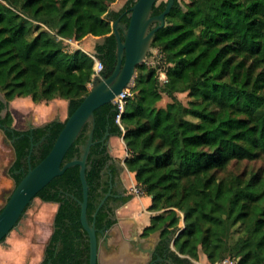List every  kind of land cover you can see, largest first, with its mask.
I'll return each instance as SVG.
<instances>
[{"label": "trees", "instance_id": "trees-1", "mask_svg": "<svg viewBox=\"0 0 264 264\" xmlns=\"http://www.w3.org/2000/svg\"><path fill=\"white\" fill-rule=\"evenodd\" d=\"M116 1L0 0V92L8 103L18 97L68 101L64 121L55 119L34 132L35 143L44 141L38 155L31 156L33 166L49 154L93 80V58L82 49L68 50L66 40L102 37L93 52L104 63L106 76L113 71L117 62L114 22L119 19L128 26L130 8L137 0H128L119 11L111 9ZM166 5L167 1L159 2L153 15ZM166 21L154 47L170 65L168 82L162 88L157 68L138 66L141 71L122 118L130 154L125 163L152 196L151 209L184 212L185 228L175 239L180 254L198 258L202 245L212 259L213 235L227 222L240 223L246 238L236 253L238 264H264V171L227 173L232 161L264 154V0L184 4L176 0ZM183 92L193 98L189 105L176 98ZM164 93L173 101L158 106ZM115 116L112 104L95 111L97 143L91 148L86 172L90 221L108 159L100 141L108 127L123 135ZM8 117L11 121L10 112ZM89 128L90 124L84 127L64 163L81 154ZM30 145L26 138L18 148L16 169ZM23 175H16L18 183ZM37 197L59 204L51 241H60L62 248L49 264H72L68 258L76 249L74 227L81 225L80 167L68 168ZM102 219L99 213V225ZM178 221L177 210H168L153 216L144 234L155 233L167 223L177 226ZM174 256L180 263L192 264L188 257L176 252Z\"/></svg>", "mask_w": 264, "mask_h": 264}, {"label": "water", "instance_id": "water-1", "mask_svg": "<svg viewBox=\"0 0 264 264\" xmlns=\"http://www.w3.org/2000/svg\"><path fill=\"white\" fill-rule=\"evenodd\" d=\"M159 2L160 0H137L130 8L128 26L119 19L114 22L117 62L113 71L106 76L105 68L100 76L93 78L89 93L84 96L79 107L67 119L49 154L35 166L30 165L21 181L10 193L4 208L0 212V243L13 229H18L21 219L26 215L27 208L33 205L35 198L42 189L54 178L63 175L68 168L79 166L83 189V200L79 202L81 224L90 238V264H98L99 244L95 220L91 224L88 218L89 184L86 177L91 148L96 144L94 141L95 111L106 104L113 105L116 97L125 88L132 85L137 75L138 66L153 60L152 54L155 53L156 49L154 42L157 32L167 26V15L175 6L176 0H168L164 11L158 15H153L154 7ZM87 124H90V128L85 143L81 145V154L64 163L68 150ZM109 136L111 135L107 131L102 141L105 142ZM30 158L31 156H29ZM99 208L100 206L97 211ZM166 227L168 224L160 231ZM103 245L107 246L108 241L106 240Z\"/></svg>", "mask_w": 264, "mask_h": 264}, {"label": "flooded vegetation", "instance_id": "flooded-vegetation-1", "mask_svg": "<svg viewBox=\"0 0 264 264\" xmlns=\"http://www.w3.org/2000/svg\"><path fill=\"white\" fill-rule=\"evenodd\" d=\"M9 112L12 114L10 103L7 102L5 95L0 93V212L4 208L10 193L18 184L16 175L20 173L25 174L30 165L33 166L32 159H29V156L38 155L40 144L44 141V138L38 143L33 141L34 132L40 126L36 127L27 122L26 128H17L14 125V121L9 120ZM107 131H109V127ZM109 133L111 136L105 142L102 141L104 137L100 141L102 144L100 150L104 151V155L108 156V159L101 172L100 185L95 199L96 210L92 215L93 220H89L91 224L95 220L96 236L99 244L98 264H184L180 263L174 256V252H176L173 248L177 232L176 228L169 227L168 225V227L159 232L156 240L152 239L154 233L145 235L143 230L140 235H137L138 238L134 240L133 236L135 232L133 229H130L129 236L127 237L118 225L120 222L119 211L131 200V197L122 175L123 166L113 159L110 151V138L118 134L110 131ZM26 138L31 140L30 147L25 149L29 151V154L21 159L22 165L19 169H16L19 159L18 148ZM99 206L100 208L97 211ZM29 208L30 206L26 210L25 217L21 219L18 229L12 230L16 231L19 235L24 234V230L26 229L22 220L27 217ZM99 213L103 217L102 225L97 223ZM74 229L76 230V249L73 257L68 258V261L72 264H90L91 247L89 235L82 224L74 227ZM54 231L53 219V226L45 240L41 255L38 258H35V256L26 258L28 264H31V259H37L36 264H49L53 258L57 257L62 244L60 241H51ZM6 238L0 244H4ZM106 240L108 241V245L104 246L103 243ZM124 245H129L131 250L129 252L123 251L121 247ZM53 248L54 253L51 256L50 251ZM121 250L122 252H120ZM178 255L183 257L179 253Z\"/></svg>", "mask_w": 264, "mask_h": 264}, {"label": "rangeland", "instance_id": "rangeland-1", "mask_svg": "<svg viewBox=\"0 0 264 264\" xmlns=\"http://www.w3.org/2000/svg\"><path fill=\"white\" fill-rule=\"evenodd\" d=\"M118 1L119 0H117L116 2ZM161 1H168V0H160V2ZM179 1L182 4H184L185 2H188V0H179ZM116 2L111 4V9H113L112 6ZM88 37L90 39L92 36H81L80 38L76 40L73 39L74 43L73 44L66 43V48L70 51H73L76 49H82L87 52H93L95 49H89L88 46H86V43H88L89 41L87 40ZM155 48L158 50L157 52V50L155 49L154 51L155 53L152 54L153 60L155 58V62L146 61L144 62V64L147 66V69L157 68V76L159 77L160 75L158 74V69L164 66V68L166 67V70L168 71V67L170 65L165 62V55L159 50V48L157 47ZM140 71L137 68L136 78ZM135 80L130 86L132 89L135 85ZM160 84H161V87L164 88V86L166 85V82L164 81L162 82L160 80ZM90 86L91 84L89 85V88ZM0 93L4 95L3 92H0ZM176 98L179 99L185 105H189L190 101L193 100V98L189 96L188 92L177 93ZM172 101L173 99L164 93L163 99L158 103V106H166L168 103ZM27 102L29 104L32 103L34 106L36 105L37 106H50L56 112V116L54 117L55 119L67 117L68 115V101L67 100L57 98V99L50 100V101L43 100V99H37L35 101L31 97H18L10 102V108L13 107L16 110V112L19 113L20 122L21 123L24 122V124H21L23 128L27 127L26 124L27 122H29L28 118H31V116L29 115V117L23 119L24 116H28L27 115L28 109L31 110L30 108H27V105H25V103ZM12 120L14 121L13 116H12ZM123 135H120L121 141L118 143L119 144L118 153L123 155L126 160V158L130 156V154L128 152L127 145H126L125 139L123 138L124 137ZM246 170L248 172L250 171L258 172L261 170L264 171V154H261L259 157L253 160H242L240 162L232 161L231 164L228 166L227 173L240 174ZM130 172L131 171L129 170L128 174H130ZM130 181L131 182L128 181V183H130L128 184L129 186L127 185L128 193L131 197L130 198L131 203L129 207L127 208V211H128L127 213L129 214V216L132 215L133 213L141 211L142 218L144 220H147L150 224L153 216L166 213L168 210H171V209H176L178 212L179 221H178L177 226H173V227L174 228L177 227L179 229L177 230L176 228V231H177L176 237H177L179 233L185 228L184 212L181 209H177V208H166V209H162L159 211L151 209L150 206L152 204V196H150L146 192L144 186H142L136 181V179L134 178V174H133V179H130ZM134 189H137L138 192H140L141 194L136 193ZM32 207L33 205H31L30 208L28 209L27 217L22 220L26 228L24 230V234L19 235L16 231H12L7 236L5 243L0 244V264H26V258L23 255L22 248L29 246L26 243L27 239L32 241L33 249L31 252L32 253L31 256L34 255L35 258H38V256L41 255V251L45 244V240L48 236L49 231L51 230L53 226V220L52 219H47V220L39 219L38 217L39 212L37 210L33 212ZM241 228H242V225L240 223H238L235 226H231V224L227 222L221 227V229L217 233L213 235L211 242H212V250H213L214 257L212 259L209 258L208 254L205 252L204 247L202 245H200L199 247V257L198 258H192L188 255L180 254L177 251L175 244L173 248L180 255L188 257L191 260L192 264H216L227 258L237 259L236 253L243 247V243L246 238L245 233L242 232L243 229ZM159 232L160 230L156 231L153 235H158Z\"/></svg>", "mask_w": 264, "mask_h": 264}, {"label": "crops", "instance_id": "crops-1", "mask_svg": "<svg viewBox=\"0 0 264 264\" xmlns=\"http://www.w3.org/2000/svg\"><path fill=\"white\" fill-rule=\"evenodd\" d=\"M126 1H128V0H119L118 2L113 4V6H112L113 9L116 11H119L124 6ZM87 40H89V41H88V43H86V46H88L89 49H95L96 44L99 42H102L103 38L102 37L101 38L91 37L89 39V37H88ZM25 105H27V108H30L31 110L28 109V112H27L28 116H24L23 119L29 117V115H30L31 118H28V119L32 125H34L36 127L43 126V125L49 123L50 121L55 120L54 117L56 116V112L50 106H37V105L34 106L32 103L29 104L28 102L25 103ZM11 112H12V115L14 118L15 127L23 128V126H21V124H24V122H22V123L20 122L19 113L16 112V110L13 107L11 108ZM65 119H66V117H63V118H60L58 120L64 121ZM120 141H121V136H112L110 138V151H111V154L113 156V159L117 163H119L123 166L122 175H123V178H124L126 186H127L128 184H130V183H128V181L131 182L130 179H133V173L130 172V174H128L129 170H128L126 163H125V157L118 153V145H119L118 143ZM130 203H131V200H129L120 209V211H119L120 222L118 223V225L121 227V230L124 232V235L127 237L129 236L130 229H133V231L135 232L133 238L135 240V238H138L137 235H140L141 232L144 230V228L149 225V222L142 218L141 211L133 213L132 215L129 216V214L127 213L128 212L127 208L129 207ZM57 209H58L57 203L44 202V201L40 200V198H36L34 200L33 207H32L33 212L36 210L39 212L38 217L41 220H47V219L53 220ZM157 236L158 235H153L152 239L156 240ZM26 243L29 246L22 248L23 249V255L25 258H31V255H32L31 252L33 249L32 241L27 239ZM121 249L123 251L129 252L131 250V247L129 245H124L123 247H121ZM122 250L120 252H122ZM36 261H37V259H31V264H36ZM26 264H28V261L26 262Z\"/></svg>", "mask_w": 264, "mask_h": 264}, {"label": "built area", "instance_id": "built-area-1", "mask_svg": "<svg viewBox=\"0 0 264 264\" xmlns=\"http://www.w3.org/2000/svg\"><path fill=\"white\" fill-rule=\"evenodd\" d=\"M66 43L73 44L74 42H73V39H67L66 40ZM157 52H158V50H157ZM88 54L94 60V66H93L94 73H93V78H95L97 76H100L102 74V72L104 71V69H105L104 63L99 59V57L97 56V53L96 52H88ZM151 62H155V58ZM158 74L160 75L159 78H160V80L162 82L163 81L166 82V83L168 82V76H167L166 67L165 68H164V66L162 68L160 67L158 69ZM132 95H133L132 88L131 87L125 88L124 91L120 95H118L116 97V99L114 100V102H113L114 111L116 113L115 121L120 126V128L122 129L123 134L125 132V129H124V126H123V123H122V118H123V115L126 112V107H127V104H128V100H129V98ZM134 191L136 193H140V192H138L137 189H134ZM216 264H238V259L227 258V259H225V260H223L221 262H218Z\"/></svg>", "mask_w": 264, "mask_h": 264}, {"label": "bare ground", "instance_id": "bare-ground-1", "mask_svg": "<svg viewBox=\"0 0 264 264\" xmlns=\"http://www.w3.org/2000/svg\"><path fill=\"white\" fill-rule=\"evenodd\" d=\"M128 88V87H127Z\"/></svg>", "mask_w": 264, "mask_h": 264}]
</instances>
